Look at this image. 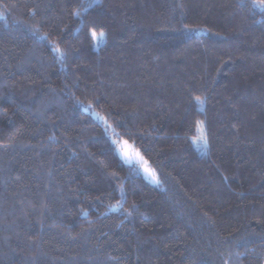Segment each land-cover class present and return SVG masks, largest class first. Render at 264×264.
<instances>
[{"label":"trees","instance_id":"1","mask_svg":"<svg viewBox=\"0 0 264 264\" xmlns=\"http://www.w3.org/2000/svg\"><path fill=\"white\" fill-rule=\"evenodd\" d=\"M252 2L0 0V264H264Z\"/></svg>","mask_w":264,"mask_h":264},{"label":"snow or ice","instance_id":"2","mask_svg":"<svg viewBox=\"0 0 264 264\" xmlns=\"http://www.w3.org/2000/svg\"><path fill=\"white\" fill-rule=\"evenodd\" d=\"M99 4V0H94V3L92 6H95ZM242 6H246V5H242ZM251 9L253 10V12H255L256 10H259V12L261 14H264V0H253L252 4H251ZM77 16L80 15V13H76ZM92 36L93 38H95L96 36V33L93 32L92 33ZM101 36H103V33H101ZM55 51L59 54V55H63L60 50L57 48L55 49ZM197 102L198 103H203V101L201 100L200 97H197ZM88 108H91V105L88 106ZM88 108H85V111L88 110ZM201 135L198 137V140L201 141L203 143V145L205 146V148L207 147V144H208V139H207V136L205 134H203V129H201ZM127 143V142H125ZM125 156L127 158L128 161H131L133 159V157L131 156H128L127 153H125ZM141 162L143 161V158L142 157H137ZM144 171L146 173H148V175L151 177V179L156 182V183H159V181L156 180V174L155 172L153 171H150L149 169L145 168Z\"/></svg>","mask_w":264,"mask_h":264},{"label":"rangeland","instance_id":"3","mask_svg":"<svg viewBox=\"0 0 264 264\" xmlns=\"http://www.w3.org/2000/svg\"><path fill=\"white\" fill-rule=\"evenodd\" d=\"M132 157H133V159H132L131 161H135V162L141 164V161L137 158V157H139V156L137 155V153H136V155H135V154H132ZM145 177H146V179H147L149 182H154V181L151 179V177L148 175V173H146V172H145Z\"/></svg>","mask_w":264,"mask_h":264}]
</instances>
